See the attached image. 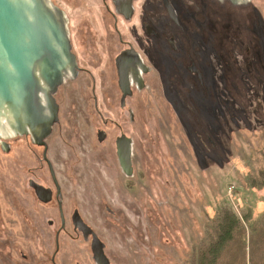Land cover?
<instances>
[{"label": "rangeland", "instance_id": "obj_1", "mask_svg": "<svg viewBox=\"0 0 264 264\" xmlns=\"http://www.w3.org/2000/svg\"><path fill=\"white\" fill-rule=\"evenodd\" d=\"M173 1L180 28L152 0V76L128 102L135 122L114 100L103 105L133 140L134 175L121 171L113 142L92 135L98 116L77 124L72 143L50 139L65 204L91 222L112 264H191L224 209L241 220L247 253L264 229V190L249 186L264 152V0ZM11 144L0 148V264H50L57 213L30 188L49 185L48 168L40 172L41 149ZM61 241L58 264H92L81 241Z\"/></svg>", "mask_w": 264, "mask_h": 264}, {"label": "flooded vegetation", "instance_id": "obj_2", "mask_svg": "<svg viewBox=\"0 0 264 264\" xmlns=\"http://www.w3.org/2000/svg\"><path fill=\"white\" fill-rule=\"evenodd\" d=\"M158 1L162 9L160 13H164L176 27L180 28V15L175 2L173 0ZM175 1L181 4L187 2V0ZM55 2L66 15L71 52L77 63L76 75L66 76L63 85L55 95L58 123L54 125L52 134L46 139V157L52 165L60 192L46 162L45 148L36 145L30 133L23 136H11L6 142L9 145L8 153L12 149L11 143L18 139L42 150L40 157L42 171L40 172H44L45 164L48 168L49 185L45 186L46 183L32 180L30 188L41 206L51 207L57 213L56 220L59 222V228L55 232V251L49 263L58 264L57 258L61 253V239L64 234L73 241H81L83 247L89 252L91 263L96 264L94 252L103 251L106 255L105 245L91 222L83 218L76 208L70 209L65 204L63 188L49 156L50 139L55 135L65 143H72L75 137H81L77 124L83 121L90 125L93 115L98 116L103 126L92 135L97 137L101 145H107L109 141L114 143V153L122 172L118 157L119 145H123L125 137L130 139L134 169L133 140L124 132L122 123L114 122L113 118L106 117V114H112L113 110L108 109V111L103 105L106 100H114L117 111L124 113L126 111L132 123L136 120V111L128 102L139 98L149 89V79L152 76V0H71V2L55 0ZM155 3L154 1L153 4ZM169 8H172L175 13L176 20L169 16ZM141 29L147 39L145 44L141 43L139 35ZM67 100L70 101L69 107L66 106ZM73 132H77V136H74ZM69 133L74 136L72 141L67 136ZM84 137L88 142L89 135L84 134ZM74 150L77 152L76 147ZM86 150L90 153L89 145L86 146ZM30 173L32 174V171ZM36 185L45 188L49 191L48 194H41L40 198L35 190ZM47 197L49 202H44ZM49 226L51 228L54 226L53 221L49 222ZM84 254L87 253L84 252ZM108 260L112 264L109 258ZM75 264L87 263L76 261Z\"/></svg>", "mask_w": 264, "mask_h": 264}, {"label": "water", "instance_id": "obj_3", "mask_svg": "<svg viewBox=\"0 0 264 264\" xmlns=\"http://www.w3.org/2000/svg\"><path fill=\"white\" fill-rule=\"evenodd\" d=\"M218 1L233 6L249 3ZM168 10L176 20L172 8ZM71 50L66 15L50 0H0V147L8 152L6 140L30 133L33 142L45 148L58 192L46 157V139L58 123L55 95L66 76L76 75ZM118 157L124 174L133 176L132 142L127 137L119 145ZM35 190L40 198L49 192L37 185ZM44 202H49L48 197ZM94 255L96 264H110L103 251Z\"/></svg>", "mask_w": 264, "mask_h": 264}, {"label": "trees", "instance_id": "obj_4", "mask_svg": "<svg viewBox=\"0 0 264 264\" xmlns=\"http://www.w3.org/2000/svg\"><path fill=\"white\" fill-rule=\"evenodd\" d=\"M261 155L262 166L249 183L250 188L257 190H264V152ZM241 226V220L236 214L229 209L222 210L218 222L191 264H264V229L250 238V252L247 253ZM225 253H232V256L225 258Z\"/></svg>", "mask_w": 264, "mask_h": 264}]
</instances>
